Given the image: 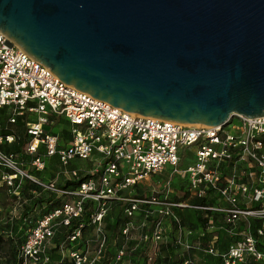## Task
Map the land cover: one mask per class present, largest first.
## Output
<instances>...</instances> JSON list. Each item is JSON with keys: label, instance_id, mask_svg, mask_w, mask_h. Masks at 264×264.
<instances>
[{"label": "built area", "instance_id": "obj_1", "mask_svg": "<svg viewBox=\"0 0 264 264\" xmlns=\"http://www.w3.org/2000/svg\"><path fill=\"white\" fill-rule=\"evenodd\" d=\"M60 118L68 137L54 129ZM18 122L21 148L11 145ZM54 155L63 184L44 177ZM165 172L159 188L137 189ZM174 174L186 182L180 192ZM0 185L14 204L44 207L27 215L23 264H53L57 226L68 230L57 246L72 264H264L263 116L233 112L210 124L128 110L67 83L2 30ZM116 205L122 218L111 232ZM187 209L197 224L184 220ZM165 245L174 252L165 255Z\"/></svg>", "mask_w": 264, "mask_h": 264}, {"label": "water", "instance_id": "obj_2", "mask_svg": "<svg viewBox=\"0 0 264 264\" xmlns=\"http://www.w3.org/2000/svg\"><path fill=\"white\" fill-rule=\"evenodd\" d=\"M54 74L181 122L264 117V0H0V31Z\"/></svg>", "mask_w": 264, "mask_h": 264}, {"label": "rangeland", "instance_id": "obj_3", "mask_svg": "<svg viewBox=\"0 0 264 264\" xmlns=\"http://www.w3.org/2000/svg\"><path fill=\"white\" fill-rule=\"evenodd\" d=\"M56 125L54 126L55 130H59L60 133L64 137H68V122L65 118H60L56 120ZM186 161V158L185 160ZM184 165V164H183ZM59 169V164L52 166L53 174ZM155 177L153 180H149L148 183L150 189L159 188L161 185L162 178H166L168 174L162 173L159 175H154ZM147 190V189H146ZM149 190V189H148ZM60 198L55 194V203H57ZM15 197L12 196L9 192L7 193L6 187L4 188L2 185H0V233L4 236V238L7 237H13L12 241L10 242L11 247H18L19 243L23 240V238L26 235L27 226L30 225L34 219H29V216H33L34 210L36 212L41 211L42 203L39 202L37 204H25L22 205L14 204ZM112 214V213H111ZM114 215V214H113ZM119 216V214H117ZM26 217V218H25ZM110 217V215H109ZM120 220V218H119ZM68 231L67 229H64V227L57 226L56 229V235L55 237H61L62 232ZM87 233L92 232V228L89 227V229L86 230ZM6 255V254H5ZM52 254V260L54 263V258L56 254L53 256ZM66 255V254H65ZM7 256H1L0 258V264H20L19 262L16 263L12 259H6ZM54 257V258H53ZM58 264H71V261L64 260L61 261Z\"/></svg>", "mask_w": 264, "mask_h": 264}, {"label": "crops", "instance_id": "obj_4", "mask_svg": "<svg viewBox=\"0 0 264 264\" xmlns=\"http://www.w3.org/2000/svg\"><path fill=\"white\" fill-rule=\"evenodd\" d=\"M13 130L15 131V135H16L17 139L11 145L13 147H16V148H21V144L23 142L24 135H25V130H24V127H23L22 123L18 122L16 124H14L13 125ZM45 162H47V165H46V168L43 171L44 177L45 178H47V177L48 178L49 177L55 178L56 177L58 179V182H60V184H63V182L65 180L64 176L61 175V176L57 177V175H55L57 171L54 174H53V171H52V166L59 164V167H60V163L58 162L57 156H55V155L51 156V157L47 158L45 160ZM76 163L85 164V160L72 159V164L71 165H75ZM173 178H174L175 190H177V192H180L181 189L184 188L186 182H185L183 176H181L179 174L178 175L174 174ZM162 181H163V178H162L160 183H162ZM149 184H150V182L141 184V185H139L137 187V189L149 192V191L154 189V187L152 189H150ZM111 213L112 214H110V217H109L110 220H113L114 217H117V218L119 217L120 220H121V218H122L121 209L117 205L113 208V211ZM117 214H119V216ZM182 215H183V218H184V220L186 222L191 223V224H197V220L199 218V214L198 213L196 214L195 211H193L191 209H187V210L183 211ZM119 221H118V223H119ZM117 226L118 225L116 224L115 226H112V228H109V227L108 228L109 229H115ZM113 250H114V247H113L112 243L110 242L108 244V247H107V250H106V255H107L108 258L111 256V254H113ZM51 251L53 252L54 255L56 254L55 258L53 257L55 264H58V262L60 263L61 261H64L65 259L71 261V264H72V260L70 259V257L67 256V255H64L63 253H61L59 248H57L56 250H53V248H52ZM173 252H174L173 245H165L163 247V253L165 255L166 254H172ZM138 254L139 253H137L136 255H138ZM195 255H196V258L198 260H202V261H204L205 259H209L210 260L209 256H207V255H201V254H195ZM134 261H135L134 263L139 264L140 260L138 261V259L135 257ZM107 263H108V259H105L104 260V264H107ZM172 263H174V261Z\"/></svg>", "mask_w": 264, "mask_h": 264}, {"label": "trees", "instance_id": "obj_5", "mask_svg": "<svg viewBox=\"0 0 264 264\" xmlns=\"http://www.w3.org/2000/svg\"><path fill=\"white\" fill-rule=\"evenodd\" d=\"M58 203V202H57ZM55 203V205L57 204ZM200 218V216H199ZM106 226H108L109 228H112V226H115L116 224H118L119 221V217H114L113 220L109 219V215L106 217ZM75 223V222H74ZM74 225V224H73ZM66 229V228H64ZM116 229V228H115ZM115 229H110L111 232H114ZM70 230V229H69ZM68 232V231H67ZM66 230L65 232H62L61 237H54V242L56 244V247L53 248V250H56L58 248L57 246V242L61 240V238L64 237V235L67 233ZM13 237H7L4 238V236L0 233V258L1 256H7L6 259H12L14 262L16 263H20L23 264L21 261V258L18 256V251L20 248V244L24 241L25 237L23 238V240L19 243V246L16 247H11V241H12ZM6 254V255H5ZM53 252L51 251V257H52ZM53 262V261H52Z\"/></svg>", "mask_w": 264, "mask_h": 264}]
</instances>
